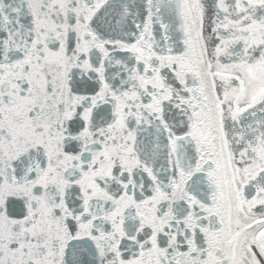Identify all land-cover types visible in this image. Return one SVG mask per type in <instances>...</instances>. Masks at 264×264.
Here are the masks:
<instances>
[{
	"label": "snow or ice",
	"instance_id": "snow-or-ice-1",
	"mask_svg": "<svg viewBox=\"0 0 264 264\" xmlns=\"http://www.w3.org/2000/svg\"><path fill=\"white\" fill-rule=\"evenodd\" d=\"M0 264H264V0H0Z\"/></svg>",
	"mask_w": 264,
	"mask_h": 264
}]
</instances>
